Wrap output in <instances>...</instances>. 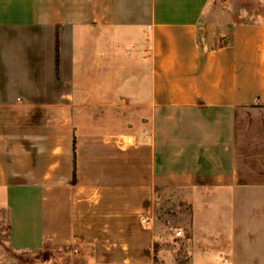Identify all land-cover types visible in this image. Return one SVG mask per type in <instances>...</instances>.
I'll use <instances>...</instances> for the list:
<instances>
[{
	"label": "crops",
	"instance_id": "crops-1",
	"mask_svg": "<svg viewBox=\"0 0 264 264\" xmlns=\"http://www.w3.org/2000/svg\"><path fill=\"white\" fill-rule=\"evenodd\" d=\"M208 2L0 0V264H264V22Z\"/></svg>",
	"mask_w": 264,
	"mask_h": 264
},
{
	"label": "rangeland",
	"instance_id": "rangeland-1",
	"mask_svg": "<svg viewBox=\"0 0 264 264\" xmlns=\"http://www.w3.org/2000/svg\"><path fill=\"white\" fill-rule=\"evenodd\" d=\"M208 3L213 7H211L210 12L206 14L209 20L220 21L223 16H226L225 19L229 24L242 23L247 20L264 22V0H209ZM123 50L132 52L133 49L129 44L124 43ZM163 208L169 216H172L177 210V205H164ZM3 219L2 217L0 245L3 248L2 252H5L4 257H8L6 256L7 252L10 255L9 259L19 262L31 261L29 255H15L7 251L5 246L6 226ZM69 254L73 256L69 257ZM45 255V259L52 258L61 264H88L91 258L89 248L81 249L73 253V250H68L67 247H56L53 251L47 252ZM39 259H41V257Z\"/></svg>",
	"mask_w": 264,
	"mask_h": 264
},
{
	"label": "trees",
	"instance_id": "trees-1",
	"mask_svg": "<svg viewBox=\"0 0 264 264\" xmlns=\"http://www.w3.org/2000/svg\"><path fill=\"white\" fill-rule=\"evenodd\" d=\"M55 48H56V55H55V74H56V78H58V35H57V33H56Z\"/></svg>",
	"mask_w": 264,
	"mask_h": 264
},
{
	"label": "built area",
	"instance_id": "built-area-1",
	"mask_svg": "<svg viewBox=\"0 0 264 264\" xmlns=\"http://www.w3.org/2000/svg\"><path fill=\"white\" fill-rule=\"evenodd\" d=\"M181 234H182V232L180 230H178V231L175 232V236L176 237H179Z\"/></svg>",
	"mask_w": 264,
	"mask_h": 264
}]
</instances>
